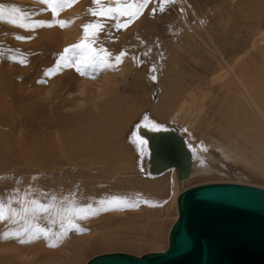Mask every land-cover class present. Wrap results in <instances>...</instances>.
<instances>
[{
  "label": "rangeland",
  "instance_id": "rangeland-1",
  "mask_svg": "<svg viewBox=\"0 0 264 264\" xmlns=\"http://www.w3.org/2000/svg\"><path fill=\"white\" fill-rule=\"evenodd\" d=\"M130 2L76 0L70 3L66 0L60 7L56 0L48 3L0 0V205H3L0 211L8 217L0 221V264L12 262L15 247L27 246L20 239L24 237L28 241L35 231L40 234L41 229L47 234H41L33 242L35 245L44 239L45 242L61 240L58 244L63 252L57 264H87L96 256L114 252L142 256L165 251L169 246L170 231L178 218L172 172H152L150 145L134 137V133L136 127L142 126V118L161 128L187 132L178 123L171 122L166 111L153 112L161 103L157 82L149 84L155 72L147 70L142 80L139 73L161 54L165 65V77L161 79H164L166 96L170 95L171 86L177 91L182 85L184 89L189 85L199 86L207 94L205 101L210 103L215 92L208 84L212 76L209 68H217L223 62L211 50L210 39L224 49L226 59L234 50L250 49L257 32L264 31V0H188L195 15L188 9L185 20L179 0H149L138 13L135 5L143 0H135L131 8H126L125 4ZM40 21L53 26H36ZM61 21L67 24L61 27ZM89 24L93 27H89L85 36L83 26ZM74 45L86 46L103 63L87 69L83 67V60L65 63L61 56L76 59L72 51L65 53V49ZM121 53L125 55L120 56ZM117 56H120L119 62ZM130 59L135 60L137 71L129 70ZM54 67L57 71L47 73ZM78 67L87 74L81 75ZM57 78L60 83L55 87ZM102 83L107 85L106 94L100 90ZM81 85H85L83 92L78 90ZM221 108L222 105H209L207 113L202 114L197 126L199 132H195L198 138L212 123L210 128L219 130L225 123H221L223 116L226 119L232 116L229 106ZM206 120L210 121L209 126ZM56 133L59 144L67 148L68 154L71 146L87 140L96 147L94 150L102 148L103 154L80 156L72 163L79 161V166L61 163V168L43 172L36 166L37 159L48 146L52 153H58L54 146ZM95 162L97 167L105 162L109 173L119 179L117 188L98 189L87 183V191H81L80 187L74 191L62 188L51 179L58 177L53 175L59 169L67 172L85 169L83 164ZM239 168L249 169L242 165ZM63 176L58 180L65 182ZM255 179L248 183L264 188V176ZM238 181L234 175L202 176L179 186L178 192L181 194L205 183ZM114 198L124 203L116 204L112 202ZM38 205H46L48 210H39ZM18 231L19 237L15 235ZM4 233H9V238H3Z\"/></svg>",
  "mask_w": 264,
  "mask_h": 264
},
{
  "label": "bare ground",
  "instance_id": "bare-ground-1",
  "mask_svg": "<svg viewBox=\"0 0 264 264\" xmlns=\"http://www.w3.org/2000/svg\"><path fill=\"white\" fill-rule=\"evenodd\" d=\"M179 3H180V8H181L180 10H181L182 16L184 17V20L187 17V13H188L187 10L188 9L191 10L193 12V14L195 15V12L192 9V7H190V5H189L190 3H188V0H179ZM254 38L255 39H254L250 49L246 50V48L243 47L242 50H234V52L231 54V57L226 59L227 54L224 51V49H222L220 46H218V44H216L209 37V39L213 45L211 50L215 54H218L223 60V62L218 63L219 64L218 67H217V65H215L217 68H215L213 65L214 68H212V69L209 68V72L207 71L209 73V75H212L210 77L209 81L207 80L208 84L211 86L210 89L214 88L213 91L215 92V96L212 98L210 103H207L205 101L207 94L203 93V90H202L203 88H200L198 85H197L198 87L191 86V85H189V86H191V87H189L186 85L188 88L185 86L186 87L185 89L182 85L184 90L181 87V88H178L180 91H177L174 87L171 86L169 89L170 95L166 96V93H165L166 87H165L164 81H163L164 79H161V77H163L165 75V65H164L163 57L161 54L156 55L154 57L155 61L153 60L152 63L148 66L145 65L147 67L146 70L143 71L142 73H139V76L141 77V80H142L146 77L147 70L153 69V71L155 72V75L153 76L154 80H151L149 82V84L155 85L156 83H154V82H157V84H158L157 89L159 91L158 93L160 95V102L161 103L157 107L155 106L153 108V112L158 113V112L166 111V113H168V115H170V117H171L170 118L171 122L178 123L180 126L185 128V130L187 132V134H183V133H181L175 129L170 130V128L169 129L168 128H162L163 130L159 131V132L173 131V132L177 133L179 136H181L183 138L185 146L188 149V151L190 152L191 168H190L188 175L185 178L181 179L179 177L178 170L175 167L168 168L167 170L163 171V172H166V171L171 170V172H172L171 183H172L173 190L175 193L173 196V200H174V203L177 204V217L179 214L178 197L180 194V192H178V187L181 185L185 186L186 183H188L190 180H193L194 178H199V177L208 176V175H210V176H218L219 175V176H225V177L234 175V177L236 176V178L239 180L238 182H235V183L249 184L248 182L252 178H256V179L260 178L261 179L264 176V31L261 33L257 32V34L255 35ZM28 50H29V48H28ZM32 51H33V49H32ZM30 53H31V51H30ZM150 53H152V52H150ZM215 54H214V56H215ZM127 63H128L129 70L137 71V64H136L134 59L133 60L130 59V61L128 60ZM64 67L67 68V66H64ZM53 70L57 71V69L54 67L52 69H49L47 71V73H50ZM47 73H45V76L48 77L49 74H47ZM71 73L72 72H70V74ZM72 75L73 74H71V76ZM54 76H55V74H54ZM58 78H59V76H58ZM58 78L55 79L56 82L54 80L53 84L55 85V87L58 86L60 83ZM197 84H198V81H197ZM84 89H85V85H81V86H79L78 90L83 92ZM100 90L102 91V94H106V92L108 91L107 85L102 83ZM97 92L99 93V91H97ZM216 104L222 105V108H223V105L229 106L230 109L232 110V116L229 115L230 118H228V119H226L225 116H223V120H221V123L223 121H225V123L223 125H221V128L219 130H218V127L216 128L217 130H214L215 129L214 127H213V129L210 128V126H212L213 123H212V125L209 126L210 121H208L209 122L208 123L206 120L209 128H208V130H207V127H206V129L204 128L207 131V132H205V134L202 131H200L203 133V135H201L198 138L196 136L195 132H199L200 127L198 128L197 126H198V122H199L202 114L204 112L207 113V109H208L209 105L215 106ZM4 107L6 108V106H4ZM222 108H221V110H222ZM210 110H211V108H210ZM6 112H7V110H6ZM213 114H214V112H213ZM228 114H229V111H228ZM225 115H226V113H225ZM53 116H54V114H53ZM122 117H124V119L126 120V118H125L126 116L123 115ZM127 117H128V115H127ZM211 117L215 119L214 115H212ZM126 121H128V120H126ZM27 123H28V120H27ZM146 123H148V124H146ZM153 124H155V123L152 121L146 122L142 118V123L140 124V126L141 125L142 126L140 128L136 127L135 133H134V137H139L140 139L142 138V139L146 140L147 143H149L150 148H151V158H152V152H153L152 147H151V140H152L153 135L158 133L156 131L151 130ZM24 125H22V127ZM156 125H158V124H156ZM204 129H202V130H204ZM121 131H123V130H121ZM97 132H99V131H97ZM58 137H59L58 133H56V136L54 138V146L56 148L55 152H58V153L57 154L52 153L49 149V146H48L45 149L44 153L41 154V156H39L37 159L38 163L36 164V166H38L43 172L45 170L47 172V169H50V168H57V166L60 167L61 163L62 164H69L71 166H77L79 161L77 163L75 162L76 164H72V163L74 161L79 160L80 158L78 159V157H80V156L86 158V157H90L91 153L93 155L103 154L102 148H101L102 150L101 149L98 151H97V149L94 150L96 147L94 148L93 145L90 144V143H92V142H90V140H87L88 142L82 141L83 143L80 142L77 146H71L70 147L71 152L68 154L66 152L67 148L65 146L59 144L61 141H59ZM3 139L4 138H2V140ZM24 141H26V140L24 139ZM50 145H51V143H50ZM104 159H105V157H104ZM99 163H100V161H99ZM104 163H101L100 164L101 166H99V167L96 166L97 165L96 162L93 163L92 165L89 163L88 164L85 163L83 165H84L85 169L87 168L86 170L82 169V168H81L82 170L81 169L78 170V169L74 168L73 170L69 169L70 171L67 172V171L59 169L58 172L55 171L56 173L53 176H55V177L60 176V178H62V175H64L63 177L65 178V182H62L60 178L58 180V177L54 178V179L51 178V179H52V181H56V184H59L60 186H62V188H64V187H66L68 189L72 188V190L74 189V191L76 189H78V187H80L81 191H87L88 186L91 185V183L93 184V188H94V186H97V188L99 189V188H102V186H106V189L112 191L113 189L118 187L117 181H119V179L117 177H115L112 174V172L109 173L108 167L105 166ZM239 165H242V167L245 166L249 169L248 170H244V168L240 169ZM152 168H153V166L151 164V169ZM105 169H107V170H105ZM152 172H153V170H152ZM163 172H161V173H163ZM53 173H54V171H53ZM161 173H154V174H161ZM74 174H76V177L71 178ZM114 174H116V171ZM51 179H50V181H51ZM66 180H67V182H66ZM52 181H51V183H52ZM40 183L41 182H39L38 184H40ZM87 183L89 184L88 186H87ZM26 187H27V185H26ZM90 187H92V186H90ZM34 188L36 190V187H34ZM49 188H50V186H49ZM39 189H41V188H39ZM44 189H42V190L44 191ZM35 190H33V192H35ZM65 190H67V189H65ZM67 191H64V192H67ZM46 192H47V190H46ZM69 192H71V191H69ZM38 193H41V192H38ZM44 194L46 195L45 191H44ZM48 194L49 193H47V195ZM29 196H30V194H29ZM56 197H57V194H56ZM48 198H49V196H48ZM54 199H55V197H54ZM41 200H43V199H41ZM49 200H50V198H49ZM18 201H19V199H18ZM24 201H23V203H24ZM19 203H20L19 206H21L22 202H19ZM25 204L27 205V203H25ZM24 205H22V207H20V208L22 209ZM26 205H25V207H26ZM67 206H69V205H67ZM25 207H24V210H25ZM6 225H7V223H6ZM155 229L156 228H154V231L157 232V230H155ZM152 234L154 235V238H155L156 233L153 232ZM40 235H41V233L39 234L37 231H35L31 235V237L28 239V241H30V242H27V243L25 242L27 245L25 248H22V246H21V247H17V248L15 247V250L12 249L14 251L12 254L14 259L12 262L9 261V264H57V262L60 259V255L63 252V250L60 249L61 247L58 244V242H60L61 240L58 239V241H54V242L53 241H49V242L46 241L45 242V239H44L43 242H41L40 244L38 243L39 245H35L33 242L38 240L40 238ZM21 239H24V237ZM50 244L55 245V246L50 248L49 247ZM37 258H38V260H37ZM9 260H11V259H9ZM38 262H40V263H38ZM59 263H61V262H59ZM70 263L73 264L74 262L73 263L70 262Z\"/></svg>",
  "mask_w": 264,
  "mask_h": 264
},
{
  "label": "water",
  "instance_id": "water-1",
  "mask_svg": "<svg viewBox=\"0 0 264 264\" xmlns=\"http://www.w3.org/2000/svg\"><path fill=\"white\" fill-rule=\"evenodd\" d=\"M154 173L175 167L185 178L190 152L173 131L151 140ZM179 214L162 252L96 256L87 264H264V188L235 182L200 184L178 197Z\"/></svg>",
  "mask_w": 264,
  "mask_h": 264
},
{
  "label": "snow or ice",
  "instance_id": "snow-or-ice-1",
  "mask_svg": "<svg viewBox=\"0 0 264 264\" xmlns=\"http://www.w3.org/2000/svg\"><path fill=\"white\" fill-rule=\"evenodd\" d=\"M42 2L44 3H48V0H42ZM58 6L60 7H63L66 0H56ZM76 0H70V3H75ZM95 2V0H94ZM149 2V0H143L142 3H139V4H136V8H137V13L139 12V9L140 8H143L145 6V4H147ZM135 3V0H132V2L130 3H126L125 4V7L126 8H131L133 6V4ZM0 10H2V6H0ZM163 10V9H161ZM111 11V9H110ZM155 11V10H153ZM137 13H132L133 16L137 15ZM93 15H96L95 11L92 12ZM67 24V22H64V21H61L60 22V26L61 27H64L65 25ZM36 26H40V27H51L53 26L52 24L48 23V22H45V21H40L38 22V24ZM84 32H85V36H87V33H88V29L89 27H93V25H84ZM96 27H99V26H96ZM102 30V29H101ZM18 39H24V37H17ZM69 51H72L73 52V55L75 56V60H72L71 58H68L66 56H61V60L65 61V63H75L76 60H83V67L85 69L89 68V67H92V68H95L96 66H98L99 64H102L103 63V59L98 55V54H93L91 52L90 49H88L86 46H82V45H74L71 49H65V53H68ZM101 51H103L101 49ZM125 55V53H121L120 56H123ZM120 56H117L116 57V60L117 62L120 61ZM77 71L80 72L81 75H86V71H81V68L78 67L77 68ZM154 78V77H153ZM152 131H156V132H159V131H162L163 129L159 126V125H156V124H153L152 126ZM141 143H145V141H141ZM116 204H122L124 203L123 201H120L118 199H115L114 198V201H112ZM33 204H37L36 201H33L32 202ZM90 207V206H89ZM3 208V205H0V209ZM38 209L39 210H42V211H47L48 210V206L46 205H38ZM81 211H83V209H81ZM82 218H86V217H82ZM5 219H8V217H6L2 211H0V221H3ZM75 227V226H74ZM77 231H85L84 229H80V228H77L76 229ZM41 234L43 235H46L47 234V231L45 229H41L40 230ZM15 235L17 237L20 236V232H17L15 233ZM3 238L7 239L9 238V233H4L3 234ZM20 242L21 243H25V242H30V241H26L24 239H20ZM50 247H54L55 245H49Z\"/></svg>",
  "mask_w": 264,
  "mask_h": 264
}]
</instances>
